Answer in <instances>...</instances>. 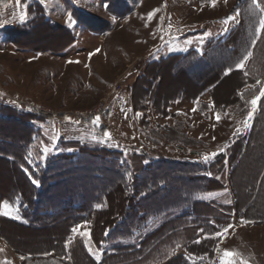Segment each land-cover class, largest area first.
Masks as SVG:
<instances>
[{"label": "rangeland", "instance_id": "1", "mask_svg": "<svg viewBox=\"0 0 264 264\" xmlns=\"http://www.w3.org/2000/svg\"><path fill=\"white\" fill-rule=\"evenodd\" d=\"M237 1L216 0L213 5L212 0L207 3H199V0H44L43 3L41 0H21L20 4L16 0H0V22L7 21L0 23V116L10 114L15 119L12 123L9 120L0 121L6 126L5 132L14 134L27 122L35 127L36 134L29 145L31 164L33 160L44 162L63 153L79 154V147L86 146L118 154L113 161L112 158H105L108 165L104 162L103 166H112L114 170L117 168L124 172L136 167L133 163L129 165V160L134 161L133 157L138 155L150 159L148 165L151 169L160 162V155L161 159L172 164L189 162L192 167L186 168L185 173L190 175L186 181L195 173L202 174L203 171L208 174L212 167L217 169L220 166L217 156L224 150L229 152L232 142H246L253 131L245 124L254 123L258 117L264 121V96L260 95V89L264 87L261 70L252 67L250 81H246L244 87H241L239 73L223 79L214 95L219 104L227 105L214 108L210 92L196 100L191 97L206 84L217 80L218 75L211 77L208 74L211 69L219 67L218 56L213 63L205 61L203 65L187 68L188 72L184 71L185 67L182 68L180 59L162 63L153 60L172 54H187L192 50L204 52L211 41L223 37L224 33H218L223 27L217 32L213 31L214 27H208L205 32L183 35L199 30L204 22L212 19L219 20L221 26L228 24L233 19L227 16ZM25 12L26 18L21 21L20 16ZM69 13L74 21L72 24L68 22ZM259 53L264 57V45ZM228 56L222 51V59ZM260 56L256 61L261 63ZM250 60L247 58L244 63ZM152 78H160L156 93L158 87L151 85ZM203 78L207 79L204 85L196 84ZM180 93L183 96L181 94L182 97L176 98ZM254 97L259 99L249 119L252 108L249 102ZM101 107V114L87 116ZM97 116L100 117L99 122L95 119ZM254 132L253 141H249L246 151L239 154L231 174L242 200H239L238 194V199L235 198L233 193H218L223 195L216 199V204L223 207L234 197L233 210L228 213L218 211L219 215L225 214L238 223L247 222L223 244L224 248L235 249L241 254L236 258L237 264L241 259L247 264H264V161L261 163L264 131ZM213 153L216 155L212 156ZM205 155L209 156L207 161ZM227 164L230 170L231 165ZM170 168L179 169L176 164L170 165ZM138 173L143 175L140 171ZM166 182L161 179L148 185V188L155 190L167 185ZM200 182L205 184L202 179L181 186L163 202L166 209L152 215L139 211L145 202L151 201L146 198L144 203L141 202L144 192L138 194L129 202L134 201L135 204L128 209L135 211L132 218L130 212L123 217L112 216L117 211L116 207L122 210L127 207V199L124 195L121 198L111 195L113 211L109 217L99 218V221L109 224L117 221L110 232L109 238L112 239L101 246L92 242V254L100 256L104 249L113 248L114 240L133 244L135 236L144 233L147 220L151 218L157 223L169 216H185L191 224L194 222L192 219L204 217L198 224L207 230L205 218L213 215L206 203L209 193L206 190L197 192L196 186H201ZM253 183L260 186L259 190L256 186L255 190L250 187ZM16 186L12 168L0 162V195L9 193ZM95 186L91 183V188L79 200L67 197L63 203L69 208L76 207L75 204L85 208L102 207L101 198H104L105 192L97 195L98 187L93 188ZM5 201L11 205L6 211L22 217L19 198ZM42 202L43 206L47 205L45 199ZM103 202L107 206L105 199ZM182 221L185 220L169 222L158 227L157 232L176 235L175 227ZM118 223L124 226H116ZM80 224L76 229L87 226V223ZM199 225L198 232L203 233ZM56 229L59 232H51L49 239L46 230H17L9 222L0 226L17 253L50 247L54 241L61 239V233L65 235L67 232L62 224ZM170 239L171 244L179 243L178 237L171 236ZM0 245L4 243L0 241ZM181 245L176 249L180 250ZM191 247L196 256L198 247ZM76 255L80 264H88L79 250ZM195 262L191 261V264ZM168 264L183 262L178 259L176 263Z\"/></svg>", "mask_w": 264, "mask_h": 264}, {"label": "trees", "instance_id": "2", "mask_svg": "<svg viewBox=\"0 0 264 264\" xmlns=\"http://www.w3.org/2000/svg\"><path fill=\"white\" fill-rule=\"evenodd\" d=\"M199 1L201 3H207L211 0ZM238 3L239 6H241L240 23L228 35L211 41L204 52L200 53L193 50L188 54H173L161 61H156L158 63H162L163 61L172 62L174 59H180V63L183 65L182 68L185 67L184 71L188 72L187 68L201 64L203 65L205 61L213 63L215 57L218 56L219 67L217 69H211L208 74V76L211 77L218 75L217 80L211 84H206L200 92H198L194 97H191V99L196 100L205 93L210 92L211 103L214 108H219L223 104L227 105V103L219 104L216 96L214 95L216 87L223 79L229 78L235 73H239L242 81L241 87H244V85L250 81L249 75H251L252 67H254L261 70L262 73L260 77L264 80L263 56H260L261 63L256 61V58L251 59L245 70L236 67L240 60L249 52L251 55L248 56V58H253L255 56L254 53L256 54L260 51L257 49L259 44L256 45V48L254 45L259 34V21L262 16L259 9L250 8L251 0H238ZM222 51L229 55L227 59H222ZM229 68H231L232 71L226 75L225 73ZM197 78L198 76L195 77V79ZM151 80V85L158 87L154 92L156 93L159 89L160 78H152ZM199 80V83H196L199 84V86L204 85V82L207 81V79L204 80V78ZM237 92H239L238 89ZM151 93L152 91H150L149 94L151 95ZM181 94L182 93L178 94L176 98L182 97L183 94L182 96ZM163 101H165V99H163ZM3 120H9L12 123V121H15L14 115L9 114V116H0V121ZM263 122L264 121H260V118L258 117L257 120L254 121V125L252 127L253 131L249 134L246 142H238L237 144L231 146L228 153H221L217 156V160H219L220 163V166L217 169L212 167L208 174H205L203 171H201L202 174L195 173L191 176V179L187 181L186 178L190 175L185 173V171H187L186 168L192 167L189 162H173V164H176L179 169H171L170 165H173L171 161L161 159L160 155V162L156 166L153 165V168L151 169V166L148 165L150 159H147L146 156L138 155L133 157L134 161L136 160L135 162L132 160L130 162L129 159L131 158H128L129 165L133 163L136 167L133 166L132 170L124 172L123 170H117V168L114 170L112 166L105 168L103 164L105 162L106 165L107 162L104 161V159L112 158L111 160L113 161V159H117L116 155L118 154L97 147L82 146L79 147V154L63 153L58 156H51L44 162L43 160H36V162L33 160V164H31L29 145L32 144L33 136L36 134L35 127L31 123L27 122L23 127H21V129H18L16 133L10 134L5 132L6 126L0 122V162L12 168V174L14 179H16L17 184L15 188L9 191V193L0 195V203L5 200L16 201V199L19 198L22 206V209L20 208V214L31 224L29 227H42L46 230V234L49 236V239L50 233L55 232V230L59 232V228H56L58 225L62 224L67 229V232L65 235L61 233V239L57 240L59 245H56L54 247L55 250H53H58L57 252L62 256L64 253L66 254L67 251L63 246L68 240V237H71L70 235L73 232V229H75V227L80 223L91 224L90 228H92L91 230L94 237L98 236V234L102 235L107 229L109 232L115 228V224L117 223L116 220H114V223H111L112 225L106 221H99V218L104 216L109 217V214L113 211L110 205L111 195L116 197L119 196L120 198L124 195L125 199H127V207L124 210L116 207L117 211H115V214H112V216L118 215L119 217H123L128 212H130V217L134 215L135 211L131 209L130 211L128 210L135 205L133 203L134 201L129 203L130 199H135L138 194L143 192L141 202L144 203L146 198L151 202H145L146 204L143 209H140L139 211L145 213L149 212L147 213L149 215H152V213H159L166 209L163 207L165 205L163 202H166L167 199L171 198L173 192H177L179 188L181 186H185L186 183L193 184L194 182H198L202 179H204L205 184L200 182L201 186H196L197 192L200 193L203 190H206L205 192H208L209 194L214 192L215 194H218L228 190L234 194L235 198L238 194L239 200L241 201L242 198L240 190L235 185L231 174L237 165L239 154H241L242 151H246L245 148L249 141H253L254 136H252V134L254 133L253 135H255L254 130L264 131ZM236 145L239 147H235ZM240 146H243L244 148ZM261 156L262 163L264 161V157L263 154ZM161 160H164V162H161ZM228 162L231 165L230 170H228ZM124 166H126V164H124ZM174 170H181V172H174ZM139 171L142 172V176L138 175ZM173 176H176V178ZM161 179L162 181H167V185L165 184V186H160L155 190L148 188V185L158 183ZM33 180L39 181V183L35 184L33 183ZM98 180H102L101 182H105V184L103 183L101 185V182H97ZM132 181H134V183H131ZM176 182H178V184H176ZM91 183H95L98 187V191L96 192L97 195H100L101 191L105 192L104 198H101L102 207H97V205H95L90 208H85L81 207V205L75 204L77 205L76 207L69 208L65 205V203H63L64 199L67 197H71L70 200H79V198L84 197L89 187L91 188ZM257 183H253L250 187L255 190ZM130 185L133 186L130 187ZM96 186L93 188H97ZM102 186L104 187L103 190ZM259 187L260 186L257 187V190H259ZM157 195H161L159 196V199L157 198ZM42 199L47 201L46 206H43ZM104 199L105 202H107V206L104 205ZM53 209H55V212H53ZM139 211L137 213H139ZM212 215L213 217L215 216L214 219L217 220L216 223H218V225L212 226L210 224V219L207 218L206 222L207 224L209 223L207 225L209 229L207 228V230H203V226L199 225L205 234H208V232L215 233L219 231L225 227L231 219V217L226 216L225 214L219 215V213H213ZM4 220V217L0 218V226L3 222H7ZM116 226L122 227L124 225L118 223ZM51 228L53 229L49 230ZM20 229L17 228V230ZM97 229H99V233L97 232ZM205 241H207L205 244L207 243V248L211 251V255H213L219 240L209 239ZM50 249L51 247L41 249L35 248L34 250L36 252H45ZM22 264H65V262L49 257H33L32 259L23 261Z\"/></svg>", "mask_w": 264, "mask_h": 264}, {"label": "crops", "instance_id": "3", "mask_svg": "<svg viewBox=\"0 0 264 264\" xmlns=\"http://www.w3.org/2000/svg\"><path fill=\"white\" fill-rule=\"evenodd\" d=\"M260 4L264 6V0H260ZM262 16H264V13H262ZM227 17H235V19H233L231 22H229L224 26H221V22L219 20L214 21V19H212L211 21L209 20L208 23L204 22V24H202L201 27H199V30L192 31L190 34H186L183 36L197 34L199 32H205L208 27H214L213 28L214 32H217L223 27V29L218 33L220 34L224 33L223 37L228 35L230 32H232L235 29V27L241 21V6H239L238 1L236 6L235 5L233 6L232 11L229 12V15ZM258 31H259L258 32L259 39H257V41L255 42L254 47L256 48V45L259 44V46H257L258 47L257 49L261 51L264 45V31H261L260 28H258ZM259 52L256 54L254 53L255 56L253 58L250 57L249 58L257 59L260 56ZM161 60H153V61H161ZM248 63L249 61H247V63H244V67L242 68L243 70L247 68ZM253 125L254 123L250 124L251 129ZM233 145H235L234 142L231 143V146ZM223 153H228V151L224 150ZM222 193L227 195L231 194V192H229L228 190ZM211 194H212L211 196L206 198V203L208 204L207 207H209V209L211 210L210 214L213 213L215 214L219 212L228 213L230 210H233V208L235 207L234 197L231 199L230 202L224 204V206L221 207L220 204H216L218 203L216 199L222 196L223 194L222 195L215 193H211ZM200 195L201 197H203L202 193ZM217 206L221 208H218ZM2 217H4L5 219L4 221L11 223L13 226L17 227L18 229L30 228L31 230L34 231L45 230L40 226L38 227L33 226L34 228L29 227L31 224L27 221V219L25 218L23 219L22 217H20L18 214L15 213L10 215H0V218ZM169 217L170 218H162V220L157 223L151 221V219L153 218L148 219L147 220L148 226L144 229V233L142 235L139 234L135 236L136 239L134 240L133 244L122 243V242L119 243L120 240H114V241L112 240L114 243L113 244L114 247L113 248L108 247L107 249H104L102 254L99 256L100 257L99 260H97L96 257L92 254V245H93L92 242H94L95 244L98 243L100 244V246L104 243L105 244L108 243L109 239H112V237L109 238L111 230L108 232L107 229L102 235L94 237L91 230L92 228H90L91 224L87 223V226L85 227L83 226L81 228H79L78 226V229H76L77 227H75L76 231H73L71 233L70 235L71 237H68V240L63 246L64 248H66L67 251L66 254L64 253V255L62 256L57 252L58 250L53 251L55 250L54 247L56 245H59L57 240L53 242V245L52 244L50 245L51 249L49 251L36 252V251L27 250L26 252L23 251L22 253L21 252L17 253L16 249L15 250L14 248L12 249L13 245L11 244L8 236L4 235L3 232L0 230V241L4 243L3 246L0 245V264H22L23 261L27 259H32L33 257L35 258L49 257L65 262V264H80V260L79 258H77L76 255L77 250H79L82 253L83 260L88 264H168V263H176L178 259H181L183 264H191V261L194 262L196 261L195 262L196 264H221V259L223 258V253L226 249L238 253L235 251V249L227 248V247L224 248L223 245L224 241H226L228 237H230L231 235L233 236L237 230L242 228V226L247 224L244 223V221L238 223L236 222V220L231 218L229 222L226 224V226L220 229L219 231L215 233L208 232V234H203L198 232L197 226L199 225L198 223H201V221H203L202 218L204 217L194 220L192 219V221L194 222H192L191 224H188L189 220L185 216L183 218L176 216L175 217L169 216ZM214 217L208 216L207 218L210 219V224L212 226H217L218 223H216L217 220L214 219ZM207 218H205V220ZM177 219L185 220V221H182V223H178L177 224L178 226L175 227L176 231L178 232L176 233V235L170 233L167 234V232H159V233L157 232V229H159L161 226H166L169 224V222L172 221L174 222V220ZM204 223L207 224V222ZM225 228H227L228 231L225 232L224 231ZM52 229L53 228L49 230ZM164 229L165 228L163 227L162 230ZM188 229L190 230V232L188 231ZM216 233H222V235L216 236L215 235ZM171 236L178 237L179 243L175 242V244H171V239H170ZM54 238L56 239V237ZM209 239L219 240L213 255H211V251H209V249L207 248V243L205 244V242H207L205 240H209ZM196 241H199V243H197ZM156 242H160L163 244L157 245ZM179 244L180 246H182L181 244H183V247H180L181 249L177 250L176 246H178ZM192 245L193 247H198L196 256L193 255L195 253L192 252V247H191ZM50 247H46V248H50ZM238 254L239 256H241L240 253ZM229 259H233V258L229 257Z\"/></svg>", "mask_w": 264, "mask_h": 264}, {"label": "snow or ice", "instance_id": "4", "mask_svg": "<svg viewBox=\"0 0 264 264\" xmlns=\"http://www.w3.org/2000/svg\"><path fill=\"white\" fill-rule=\"evenodd\" d=\"M17 4H20L21 0H16ZM41 2L43 3L44 0H41ZM212 3L213 5H215V0H212ZM250 8H255V9H259V11L261 13H264V6H262L260 4V0H251V4H250ZM158 11V10H156ZM26 15L27 13H23L21 16H20V20L23 21L25 18H26ZM232 19H235V17H232ZM68 22L69 24H72L74 23V21L72 20V16L71 14L69 13L68 14ZM0 23H7V21H3V22H0ZM259 28L261 31H264V16H261L260 17V21H259ZM257 39H259V37H257ZM251 53L249 52L245 57H243L240 62L236 65L237 68L239 69H242L244 67V61L247 60L248 56H250ZM232 71L231 68H229L227 70V72L225 73L226 75L229 74L230 72ZM260 95L261 96H264V87H262L260 89ZM259 99V97H254L249 103H251L252 105V108H251V111L249 112V119H251V116H252V113L255 112L256 110V105H257V100ZM217 118L219 119V115L217 116ZM96 121L99 122V119L100 117L97 116L96 118ZM245 126H250L248 125L247 123L245 124ZM108 135L110 136L111 134L108 133ZM45 152L48 151L47 148L44 149ZM216 154L213 153L212 156H215ZM204 159L207 161L209 159V156L208 155H205ZM33 183L35 184H38L39 181H36V180H33ZM209 196H211L212 194H208ZM11 205L9 204L8 201H3L2 203H0V215H10V212L9 211H6V209L10 208ZM97 207H99V205H97ZM247 223V222H246ZM73 231H76V229H73ZM224 231H228L227 228L224 229ZM216 236H219V235H222V233H216L215 234ZM197 243H199V241H196ZM95 255V254H94ZM239 254L238 253H235V252H232L231 250H225L224 253H223V258L221 259V264H237V261H236V257H238ZM229 257H232L233 259H229ZM96 259L99 260L100 257L99 255H96ZM239 264H247L246 261H243L242 259L239 261Z\"/></svg>", "mask_w": 264, "mask_h": 264}, {"label": "built area", "instance_id": "5", "mask_svg": "<svg viewBox=\"0 0 264 264\" xmlns=\"http://www.w3.org/2000/svg\"><path fill=\"white\" fill-rule=\"evenodd\" d=\"M104 110H105V108H104ZM101 112H103L102 107L99 108L98 111H96V112H94V113H89V115H87V116H88V117H89V116H96V115H98V114H101Z\"/></svg>", "mask_w": 264, "mask_h": 264}]
</instances>
